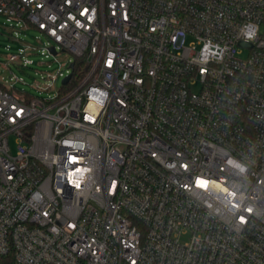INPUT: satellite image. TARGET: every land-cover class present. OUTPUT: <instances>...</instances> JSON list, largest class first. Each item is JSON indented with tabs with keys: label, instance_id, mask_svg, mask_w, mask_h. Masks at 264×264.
<instances>
[{
	"label": "built area",
	"instance_id": "2783aa9c",
	"mask_svg": "<svg viewBox=\"0 0 264 264\" xmlns=\"http://www.w3.org/2000/svg\"><path fill=\"white\" fill-rule=\"evenodd\" d=\"M0 15L71 57L53 97L0 81V257L264 264V0H0Z\"/></svg>",
	"mask_w": 264,
	"mask_h": 264
},
{
	"label": "rangeland",
	"instance_id": "374dc122",
	"mask_svg": "<svg viewBox=\"0 0 264 264\" xmlns=\"http://www.w3.org/2000/svg\"><path fill=\"white\" fill-rule=\"evenodd\" d=\"M49 39L39 30L26 26L18 21L8 22L0 15V81L4 84H14L19 90H24L37 97H53L61 89L62 79L53 82L50 76H54L60 70L68 74L66 66L71 57L60 54L54 57L49 51ZM21 49H27V56L23 58L32 61L30 65L22 62L12 63L9 57L12 54H20ZM246 57V53L242 54ZM42 63H46L45 65ZM51 85L49 90L45 87ZM198 90V87H194ZM12 152L16 151V139L10 138Z\"/></svg>",
	"mask_w": 264,
	"mask_h": 264
},
{
	"label": "trees",
	"instance_id": "16d2710c",
	"mask_svg": "<svg viewBox=\"0 0 264 264\" xmlns=\"http://www.w3.org/2000/svg\"><path fill=\"white\" fill-rule=\"evenodd\" d=\"M0 264H14L13 255H9L6 257H0Z\"/></svg>",
	"mask_w": 264,
	"mask_h": 264
},
{
	"label": "water",
	"instance_id": "95a60500",
	"mask_svg": "<svg viewBox=\"0 0 264 264\" xmlns=\"http://www.w3.org/2000/svg\"><path fill=\"white\" fill-rule=\"evenodd\" d=\"M53 51V50H52ZM73 65H71V67H72ZM71 78V75H69L68 77H66L65 79H64V81H63V83L65 84V83H67L68 81H69V79Z\"/></svg>",
	"mask_w": 264,
	"mask_h": 264
}]
</instances>
